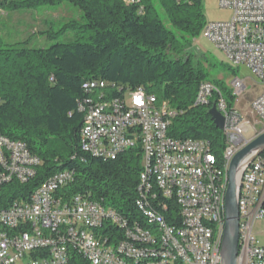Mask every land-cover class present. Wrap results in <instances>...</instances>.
I'll list each match as a JSON object with an SVG mask.
<instances>
[{
    "label": "built area",
    "instance_id": "2783aa9c",
    "mask_svg": "<svg viewBox=\"0 0 264 264\" xmlns=\"http://www.w3.org/2000/svg\"><path fill=\"white\" fill-rule=\"evenodd\" d=\"M217 1L231 16L206 22L201 36L227 61L244 65L261 85L250 103L256 117L253 123L234 107L229 108L221 96L216 101V109L224 117L223 145L232 158L251 138L264 132V0ZM232 84L235 96L246 88L237 78ZM106 87L113 90L116 85L101 80L82 84L94 95L79 104L83 113L81 144L105 160L139 147L142 169L135 200L143 206L140 194H148L165 211L175 205L178 234L166 230V242L153 244L159 221L156 227L145 228L137 217L130 220L120 215L93 200L89 192L63 198L60 190L71 184L75 175L65 169L33 188L35 197L0 206V264H70L73 255L87 264H220V247L214 245L220 209L214 208L211 198L214 181H207V172L216 176L219 159L207 152L203 139L169 136L168 127L177 111L169 105L159 110L154 95L141 88L111 95L104 92ZM216 90L210 82L201 83L194 105L207 104ZM250 132L253 136L247 137ZM146 154H155V162H146ZM39 165V158L23 141L0 134V198L3 186L27 183ZM143 170H152L156 192L146 191ZM237 193L240 230L236 264H264V244L257 238L260 232L264 236L259 228L264 222V154H258L242 172ZM130 222H138V232L129 231ZM116 228L120 239L111 232ZM139 250L153 253V260H142Z\"/></svg>",
    "mask_w": 264,
    "mask_h": 264
},
{
    "label": "trees",
    "instance_id": "16d2710c",
    "mask_svg": "<svg viewBox=\"0 0 264 264\" xmlns=\"http://www.w3.org/2000/svg\"><path fill=\"white\" fill-rule=\"evenodd\" d=\"M63 2L76 6L85 21L80 26L82 35L74 41L27 47L22 46L27 40L7 44L0 37V134L23 141L40 160L27 183L3 186L0 206L24 199L46 177L71 169L74 181L60 190L63 198L89 192L93 200L152 228L135 200L142 169L139 147L121 152L114 160L81 148L79 104L94 95L82 84L89 80L114 83L115 89L106 87L104 92L119 96L141 88L159 102L166 101L177 111L168 135L204 139L221 158L223 133L214 126L208 110L219 96L232 108L236 96L223 82L210 80L207 69L185 52L206 23L202 0H0V10L10 14ZM76 28L68 23L59 32ZM51 32L45 29L39 34L49 39ZM203 82L217 90L207 104L194 105ZM143 205L169 224L178 220L175 205L165 211L149 198ZM111 232L121 238L119 229ZM70 264L87 263L73 255Z\"/></svg>",
    "mask_w": 264,
    "mask_h": 264
},
{
    "label": "rangeland",
    "instance_id": "374dc122",
    "mask_svg": "<svg viewBox=\"0 0 264 264\" xmlns=\"http://www.w3.org/2000/svg\"><path fill=\"white\" fill-rule=\"evenodd\" d=\"M201 11L205 22L225 21L231 16V11L221 8L217 0H202ZM84 22L80 10L67 2L10 14L0 10V37L7 44L27 40L22 46L49 47L53 43H67L77 39L82 35L79 32L82 31L83 28L80 26ZM68 23L75 24L77 28L59 32V29ZM45 29L52 30L49 39L42 38L39 34V31ZM185 52L192 54L194 62H200L207 69L210 80L223 82L225 87L231 88L233 92L231 81L235 78L244 81L246 88L240 96H236L234 108L253 123L256 117L251 112L250 103L260 93L261 85L250 71L244 65H235L227 61L222 52L201 35L192 40ZM246 136L251 137L253 133L250 132ZM259 228L264 230V222ZM257 238L264 244L262 232L258 233Z\"/></svg>",
    "mask_w": 264,
    "mask_h": 264
},
{
    "label": "bare ground",
    "instance_id": "6f19581e",
    "mask_svg": "<svg viewBox=\"0 0 264 264\" xmlns=\"http://www.w3.org/2000/svg\"><path fill=\"white\" fill-rule=\"evenodd\" d=\"M232 93L233 95H235V89L234 92L232 91ZM166 108H168V104L166 103V101L159 102V110H166ZM79 132L81 137V127ZM177 140H193V138H177ZM206 143L207 152H209L210 154H214V157L219 159V163H217L216 176L215 172H207V181H214L213 188H211V198H213L214 208L220 209L219 232H217V235L214 236V245H216V247H220L221 236L225 222L224 192L226 188L225 182H227V167L229 166L230 160L232 158H230V153L228 152V150H226L225 145H223V148L221 150V158H218L217 155L211 150L210 144L207 141ZM81 148L83 151L94 156V154H92L91 151H88L87 147L82 146V144ZM260 154H264V151ZM146 162H155V154H146ZM143 182H145L146 184L147 192H156V189L154 190L152 188V186H155L156 188L155 177L152 176V170H143ZM32 197H35V189H32L27 195H25V198ZM236 197L237 203H240V194L237 193ZM148 198L152 202L155 201L153 200V198L149 197L148 194H140V202L143 203L144 200L146 201ZM136 204L140 209L144 211L145 216L148 217L149 221L153 224V227H156V221L160 222V225H157L156 236L153 237V244H163L166 242V230L169 231L170 234H178V226H176L175 224L167 223L162 215L149 207H144V205L142 206L141 203H139V200L136 201ZM238 230H240V222H238ZM129 231L138 232V225L136 223L133 225H129ZM139 257L142 258V260H153V253H149L146 250H139Z\"/></svg>",
    "mask_w": 264,
    "mask_h": 264
},
{
    "label": "water",
    "instance_id": "95a60500",
    "mask_svg": "<svg viewBox=\"0 0 264 264\" xmlns=\"http://www.w3.org/2000/svg\"><path fill=\"white\" fill-rule=\"evenodd\" d=\"M208 115L214 126L222 131L224 127V117L216 109L215 105L209 108ZM263 151L264 132L251 138L230 160L224 192L225 222L220 244V264H236L238 248L237 182L245 168Z\"/></svg>",
    "mask_w": 264,
    "mask_h": 264
},
{
    "label": "snow or ice",
    "instance_id": "6c2138e0",
    "mask_svg": "<svg viewBox=\"0 0 264 264\" xmlns=\"http://www.w3.org/2000/svg\"><path fill=\"white\" fill-rule=\"evenodd\" d=\"M135 103H137V104H139V103H140V100H139V98H137V99L135 100Z\"/></svg>",
    "mask_w": 264,
    "mask_h": 264
}]
</instances>
